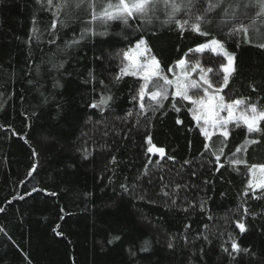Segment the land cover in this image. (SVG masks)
<instances>
[{
  "label": "trees",
  "instance_id": "16d2710c",
  "mask_svg": "<svg viewBox=\"0 0 264 264\" xmlns=\"http://www.w3.org/2000/svg\"><path fill=\"white\" fill-rule=\"evenodd\" d=\"M52 11L0 0V264H264V193L248 186L252 165H264V121L260 132L231 123L227 137L206 139L190 102L168 89L142 110L141 80L121 75L142 38L167 76L183 58L187 70L212 68L218 88L224 57L189 52L210 37L163 14L102 26L91 9L56 30ZM223 40L236 71L220 94L264 108V41ZM233 241L253 255L232 253Z\"/></svg>",
  "mask_w": 264,
  "mask_h": 264
},
{
  "label": "snow or ice",
  "instance_id": "6c2138e0",
  "mask_svg": "<svg viewBox=\"0 0 264 264\" xmlns=\"http://www.w3.org/2000/svg\"><path fill=\"white\" fill-rule=\"evenodd\" d=\"M36 4L40 5L42 10L51 11L55 9V11H52L53 19L51 20L50 27L56 30L67 26L68 22L73 18L82 20V17L79 15L80 11L87 13L91 9L90 22H97L102 26H107L109 21L117 20L127 26L130 19H138L146 24H151L153 21L159 20L160 15L163 14L165 17L162 22L163 24L175 23L181 31L187 27L201 36L210 37L206 43L199 44L194 49H189V52L203 53L206 49H209L212 53L224 57L227 63L221 64V70L224 75L223 83L218 88H213V83L208 78V74L213 71L212 68H208L206 71L201 68L200 80L203 82L201 84L195 79H189L190 73L187 71L174 80L169 79L164 69L161 68L160 61L155 56H152L145 62L137 63L136 56L142 55L140 46L146 44V41L142 38L137 42L136 56H131L129 52L124 53V59L132 61L131 66L134 68V71L131 74L137 75L142 73L141 79L144 83L141 84L138 93L141 109H145V105L142 102L145 95L151 101L156 102L157 106H160L162 100L167 99L169 96L166 86H174L176 90L172 93V96L190 101L193 105H198L206 115L205 124L211 122L214 128L219 126L221 129H225L220 133L222 136H228L226 126L234 119L238 123L242 121L249 133L262 131L259 122L264 121V108L256 104H247L244 99L226 102L225 98L219 93L224 86L228 85L230 77L236 71V57L234 53L226 50V42L223 40V36L224 34L229 36L242 34L245 43L251 42L253 37L264 41V0H117L115 3L109 0L107 4H102L101 0H36ZM61 15L65 19H59ZM35 23L34 20L33 24L35 25ZM31 31L32 35L36 36L39 29L34 26ZM88 31L89 28L86 25L81 33V39L84 38V33ZM52 34L55 35V33ZM100 34L103 35L104 33ZM50 43H55V41H50ZM78 43L79 40L74 39L67 41L66 45L71 47ZM258 46L264 49V42L259 43ZM144 51H147V49L145 48ZM182 65H185V59L183 58L177 62V66ZM59 67H63V64H60ZM197 67H199V62L192 67V71H196ZM167 71L173 72L174 69L169 68ZM121 72L128 74L125 68H122ZM119 78V76L116 77L117 80ZM161 81L163 82L162 84L160 83ZM149 84L155 90L146 91L149 88ZM204 85L207 87L205 88ZM58 86V83L54 84V87ZM200 89L204 91L203 97L197 99L189 94L190 90L199 91ZM111 99V96L102 97L99 104L93 103L91 107H99L101 104L107 106ZM241 105H246L244 112H241L239 116H234V111ZM173 107L176 108L175 103H173ZM176 110L179 111V108H176ZM221 111L228 112L227 118L219 117ZM248 112L251 115L246 114ZM194 119L199 121L200 117L194 116ZM177 123H180V121L178 120ZM201 131L205 137L211 138V134L206 128L202 127ZM207 147L208 145H206ZM239 150L237 149V151ZM149 151H152V149L150 148ZM157 151L162 155L164 153V149L162 148L157 149ZM85 159H87V156H85ZM169 159L172 158L169 157ZM216 159L219 160V155L216 156ZM257 167H259L261 172H264V165H252V169ZM260 187H264V185H260ZM0 211H3V209H0ZM237 227L241 232L246 231L243 222H237ZM0 231H3V229H0ZM114 239H119V237H114ZM147 244L148 242L146 241V246L142 247V251L149 250ZM168 247L170 249L173 247L171 242L168 244ZM231 250L232 253L242 251L245 254L253 255L250 249H241L236 241L232 242ZM224 251H227V249H224Z\"/></svg>",
  "mask_w": 264,
  "mask_h": 264
},
{
  "label": "rangeland",
  "instance_id": "374dc122",
  "mask_svg": "<svg viewBox=\"0 0 264 264\" xmlns=\"http://www.w3.org/2000/svg\"><path fill=\"white\" fill-rule=\"evenodd\" d=\"M136 45H137V43H135L132 47L128 48L126 50V52H129V54L131 56H136V51H137ZM145 48H146L145 45H141L140 46V51H141L142 55L136 56L137 63H139V62H145V61H147V60H149L151 58V56L147 53V51H144ZM205 51H210V50L209 49H206ZM226 63H227V61H226ZM131 65H132V61L131 60H125L124 59V64H123V67L122 68H125L128 74H124L123 72H121V75L122 76H131V77L137 78V79L141 80L142 83H144V81L141 79L142 73L141 74H137V75L131 74L132 71H134V68ZM173 69H174L173 72H169V76H168L169 79H173L174 80V79H176V77L182 76V73L183 72L187 71V72L190 73L189 79H195L198 83H201V84L203 83L200 80L201 71L198 68H196V71H194V72L192 71V69L187 70L186 69V63H185V65H182V66H177V64H176L173 67ZM223 75H224V73H223ZM160 83L162 84L163 82L161 81ZM166 87L171 91V95L176 90L174 86H166ZM204 87L206 88L207 86L204 85ZM152 90H155V89H153L152 86H151V84H149V88L146 91H152ZM197 93H200L201 96L200 95H197ZM189 94L192 95L193 98H197L198 99V98L204 96V91H203V89H200L199 91H197V90H190V93ZM144 99L150 100L147 95H145V98ZM139 100H140V98H139ZM188 102H190V101H188ZM140 104H141V101H140ZM245 108H246L245 105L238 106L237 109L234 111V116H239L241 114V112H244ZM246 114L251 115L250 112H248ZM191 115H192V119L194 120L195 124L198 126V128H199V130H200L201 133H202V131H201V128L202 127L203 128H206L207 131L211 134V136L217 135V134L218 135H221L220 134L221 131L225 130V129H221L219 126H217V127L214 128L212 126L211 122H209L208 124H205L204 121H205L206 115H205L204 111L199 108L198 105H193L192 104V114ZM194 116H199L200 117L199 121L197 119H194ZM227 116H228V112L227 111H221L219 113V117H221V118H227ZM231 123H238V122L234 119L233 121L229 122L227 124V126L229 124H231ZM239 123L242 124V125H244L242 121H240ZM227 126H226V128H227ZM202 135H203V133H202ZM205 138L206 139H209L208 137H205ZM250 182H251V186H250ZM260 185H264V172H261L260 169H259V167L255 168V169L250 168V170L248 172V186L252 190H261L264 193V187H260Z\"/></svg>",
  "mask_w": 264,
  "mask_h": 264
}]
</instances>
